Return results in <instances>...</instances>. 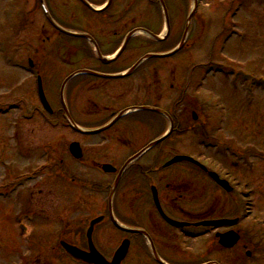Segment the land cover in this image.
Listing matches in <instances>:
<instances>
[{
    "label": "rangeland",
    "instance_id": "rangeland-1",
    "mask_svg": "<svg viewBox=\"0 0 264 264\" xmlns=\"http://www.w3.org/2000/svg\"><path fill=\"white\" fill-rule=\"evenodd\" d=\"M164 1L168 17L173 19L169 21L168 39L159 46L144 35L136 36L122 55L134 57L129 64L153 49H170L182 39L193 1ZM44 2L61 25L76 32L92 33L102 37L104 42L107 37L113 38L112 46L105 48L107 51L117 48L135 28H148L155 34L164 30L160 9L146 8L147 4L141 0H122L120 8L124 18L120 24L102 20V16L113 14L111 10L94 15L86 10L79 12L65 0ZM147 17L152 20L147 22ZM190 25L185 53L152 63L160 62L164 79L171 80L174 76V95L179 98L184 92L189 94L192 110L200 119L188 123L192 126L191 135L176 137L177 150L173 153L181 151L200 156L207 164H212V169L213 166L227 169L238 182L233 187L240 211L243 215L250 212L255 226H264V0H199ZM80 47L92 55L86 41L62 36L51 27L39 0H0V264H45L59 241L72 237L67 230L79 231L76 219L83 220L79 225L83 236L92 212L98 211L99 202L92 208L87 207L88 202L77 205L79 203L73 200L77 195L74 186L65 177L55 179L57 174L62 175L58 169L47 170V165L40 168L46 160V148L50 146L48 157L55 153V158L51 157L55 162L63 158L66 165L70 163L71 173L73 164L68 145L77 138L72 129L65 126L61 113L58 121L45 111L40 113L36 76L40 75L48 102L57 112L59 88L67 75L62 56H74L73 52ZM29 61L33 65L31 69ZM212 66H215L214 71L210 70ZM189 67L192 73L188 78H192L186 83ZM234 72L237 73L235 79ZM71 88L72 81H69L65 89L69 111L75 107ZM167 94L164 91L161 107L167 106ZM7 108L9 111L3 114L1 109ZM25 116L32 117L25 119ZM81 118L79 122L83 126L94 125L98 120L93 123L89 117ZM160 125L162 129V120ZM133 131L130 134L137 136L141 130ZM142 133L148 138L146 132ZM137 143H141L140 140ZM221 147L228 151H222ZM162 149L167 152L168 143ZM187 167L194 181L199 176L192 166ZM204 177L207 181L203 182V208L209 206L211 210L216 206L214 201L219 202L221 198L216 186ZM40 190L41 194H37ZM32 194L40 198L33 199ZM43 201L47 203L43 205ZM26 210H35L36 214L28 212L33 215V222L20 216ZM214 210L217 215H232L233 209L223 204ZM44 218L48 223H43ZM53 219L63 220L68 229L58 232L60 222ZM59 252L55 253V260L62 258ZM63 262L61 264H65V260Z\"/></svg>",
    "mask_w": 264,
    "mask_h": 264
},
{
    "label": "flooded vegetation",
    "instance_id": "flooded-vegetation-1",
    "mask_svg": "<svg viewBox=\"0 0 264 264\" xmlns=\"http://www.w3.org/2000/svg\"><path fill=\"white\" fill-rule=\"evenodd\" d=\"M89 1L104 9L101 13H93L95 15L114 11L102 16V20L120 24L124 18L120 8L122 0ZM141 1L147 4L146 8H159L157 0ZM66 2L75 4L74 8L82 7L79 0ZM63 5L68 7L64 2ZM151 20L146 18L147 22ZM172 20L169 18L170 23ZM90 35L103 56L111 55L104 49L112 46L113 38L107 37L104 42L102 37ZM185 49L186 46L177 55L185 53ZM73 54L62 56V65L67 71L65 78L72 76L75 107L69 114L77 127L74 129L77 139L73 142L79 144L76 156L70 157L73 164L70 182L77 192L73 200L79 203L78 206L88 202L87 207L92 208L99 202L98 211L92 212L86 230L90 221L100 219L93 227L92 244L107 264H115L114 255L125 244L128 245L127 254L116 264H264V227L255 226L250 216L242 214L238 195L223 192L212 181L221 198L219 202L214 201L215 208L224 204L233 209L232 215H217L215 208H203V182L207 180L200 168L196 169L199 177L193 181L187 164L166 165L176 154L173 153L177 150L174 147L176 137L190 135L192 127L188 124L193 112L190 95L184 94L186 92L179 98L174 95V76L171 80L161 77L163 66L160 62L152 64L154 60L137 66L145 54L135 56L137 58L131 64L128 61L134 57L121 55L111 64H102L82 47ZM155 61L160 60L156 58ZM189 73L190 68L187 78ZM163 80L168 86L165 87ZM190 80L191 76L186 83ZM164 91L168 92L167 106L161 107ZM83 95L84 99H81ZM158 110L164 111L168 118L160 115ZM50 115L55 116L54 111ZM62 117L65 119L64 111ZM81 117H89L93 123L96 118L98 120L94 125L83 126L79 122ZM111 122L112 125L103 130ZM169 122L172 124L170 136L132 161L167 130ZM136 128L141 131L132 136L130 131L133 133ZM84 130L90 131L85 133ZM142 131L149 135L148 138ZM138 140L141 143H137ZM166 143L167 152L162 149ZM128 161H131L129 166L123 170ZM56 165L58 170L69 167L62 159ZM46 203L43 201V205ZM208 220H229L231 223L217 228L203 226L202 223ZM81 221L76 219L77 232L64 227L72 234L64 242L87 251L85 233L83 236L79 233ZM64 230L61 229L62 233ZM74 264L87 263L75 260Z\"/></svg>",
    "mask_w": 264,
    "mask_h": 264
},
{
    "label": "water",
    "instance_id": "water-1",
    "mask_svg": "<svg viewBox=\"0 0 264 264\" xmlns=\"http://www.w3.org/2000/svg\"><path fill=\"white\" fill-rule=\"evenodd\" d=\"M160 2H161V0H160ZM187 29L188 28H186V33H187ZM141 31H143L144 33H146L147 35H149V36H151L153 39H155V40H160L161 38L160 37H157V36H154V35H152L151 33H149V32H147V31H145V30H141ZM63 32V31H62ZM65 33V32H64ZM186 33H185V35H184V38H185V36H186ZM134 33L132 32V33H130L128 36H127V38H126V41H125V43H124V46L126 45V43H127V41H128V39L133 35ZM70 35H74V34H70ZM81 37H84V38H87V39H89V37L88 36H85V35H81ZM93 41L91 40V43H92ZM104 62H106L107 60H103ZM39 96H40V99H41V101H42V103H43V105L45 106V107H47V105H46V101H45V98H44V95H43V92H42V89H41V86H39ZM47 109H48V107H47ZM74 144H72L71 146H70V149H71V152H73V150H74ZM179 158H177V160H178ZM182 160H185L184 158H181ZM180 159V160H181ZM190 160V159H189ZM99 220H95V221H93L92 223H91V226H90V228H89V231H88V233H87V238H88V240L90 241V236H91V232H92V226L94 225V224H96L97 222H98ZM215 224H217V223H214V222H209V223H204V225H206V226H209V225H214L215 226ZM64 247H65V249L72 255V256H74L75 258H79V257H81V255H80V252L79 251H77L76 249H74V248H72V247H67V245H63ZM91 247V246H90ZM91 251L93 250L92 249V247H91V249H90ZM126 250H127V244H125V245H123L122 247H121V249L118 251V253L116 254V258H115V262H119L122 258H123V256H124V254L126 253ZM93 252V251H92ZM92 258H93V256H91L90 258L89 257H87V259L86 260H88L89 262H97V264H104V262L102 261L103 259L101 258V259H97V260H92Z\"/></svg>",
    "mask_w": 264,
    "mask_h": 264
}]
</instances>
